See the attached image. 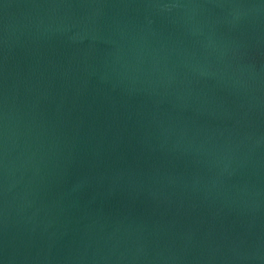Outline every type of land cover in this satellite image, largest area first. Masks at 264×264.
<instances>
[{"label":"water","instance_id":"obj_1","mask_svg":"<svg viewBox=\"0 0 264 264\" xmlns=\"http://www.w3.org/2000/svg\"><path fill=\"white\" fill-rule=\"evenodd\" d=\"M0 264H264V0H0Z\"/></svg>","mask_w":264,"mask_h":264}]
</instances>
